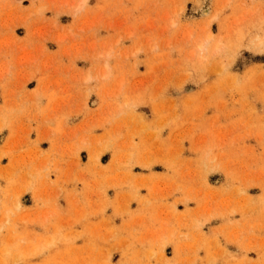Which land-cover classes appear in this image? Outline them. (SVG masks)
Here are the masks:
<instances>
[{"label": "rangeland", "instance_id": "obj_1", "mask_svg": "<svg viewBox=\"0 0 264 264\" xmlns=\"http://www.w3.org/2000/svg\"><path fill=\"white\" fill-rule=\"evenodd\" d=\"M0 264H264V0H0Z\"/></svg>", "mask_w": 264, "mask_h": 264}, {"label": "bare ground", "instance_id": "obj_2", "mask_svg": "<svg viewBox=\"0 0 264 264\" xmlns=\"http://www.w3.org/2000/svg\"><path fill=\"white\" fill-rule=\"evenodd\" d=\"M228 2V1H227ZM228 5V4H227ZM219 8V10L218 11H222V10H220V8L221 7H218ZM218 8H216V9H218ZM224 8V7H223ZM211 9V8H210ZM215 12H217L216 10L214 11V14H215ZM209 13H210V10H209V8H206V9H204V10H202V14L206 17L207 15H209ZM216 16H217V14H215V18H216ZM213 17V16H212ZM214 17H213V19H214ZM211 18V17H210ZM210 18H209V21H211L210 20ZM17 206H19V205H17Z\"/></svg>", "mask_w": 264, "mask_h": 264}, {"label": "crops", "instance_id": "obj_3", "mask_svg": "<svg viewBox=\"0 0 264 264\" xmlns=\"http://www.w3.org/2000/svg\"><path fill=\"white\" fill-rule=\"evenodd\" d=\"M20 38H23V36H20ZM37 87H38V84L32 82V84L31 83L28 84L26 89L29 90V91H34Z\"/></svg>", "mask_w": 264, "mask_h": 264}]
</instances>
